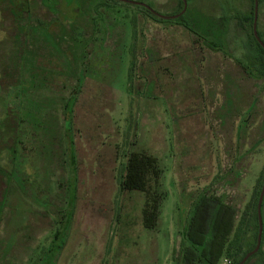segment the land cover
Masks as SVG:
<instances>
[{
	"label": "rangeland",
	"instance_id": "rangeland-1",
	"mask_svg": "<svg viewBox=\"0 0 264 264\" xmlns=\"http://www.w3.org/2000/svg\"><path fill=\"white\" fill-rule=\"evenodd\" d=\"M94 6L0 0V117L12 123L0 128V264H172L189 202L207 187L241 211L264 171V82L236 64L251 65L252 30L234 18L251 16V0H188L200 39L126 3L103 19ZM256 31L264 40V0ZM133 152L161 170L147 192L117 182ZM15 165L25 194L5 177ZM247 264H264V237Z\"/></svg>",
	"mask_w": 264,
	"mask_h": 264
},
{
	"label": "trees",
	"instance_id": "trees-1",
	"mask_svg": "<svg viewBox=\"0 0 264 264\" xmlns=\"http://www.w3.org/2000/svg\"><path fill=\"white\" fill-rule=\"evenodd\" d=\"M251 1L254 6V1ZM260 1L258 0V4H260ZM94 2L93 13L95 17H99L100 19L104 18V12L109 10L111 5L122 3L115 0H94ZM185 2H188V0H185ZM142 4L145 3L142 2ZM127 5L136 7L144 13L145 18L151 21L157 22L160 20L144 7ZM145 5L148 6V4ZM182 9L183 2L182 0H178V10L174 16L179 14ZM253 12L252 9L250 17L237 16L234 18L240 26L244 28L249 27L252 30ZM225 19L227 18L225 17ZM174 23L180 25L186 32L192 35L197 34L185 17V14L176 18ZM257 35L264 44V40L259 32H257ZM197 37L200 39L199 36ZM207 44L212 50L226 55L216 42L207 41ZM243 49L246 52V61L251 64L247 65L238 62L243 68L245 76L250 80L251 78L260 79L264 82V50L255 40L252 31L250 34H247ZM120 174L118 178L120 189L147 192L152 189L154 184L158 186L161 170L158 168L156 158L142 152H133L129 155L127 163L121 169ZM5 177L7 176L5 175ZM263 182L264 171L257 180L249 201L241 211L236 210L231 205L223 202L219 197L211 194L210 189H207V187L201 190L189 202L188 216L184 220L182 231L179 235L181 240L177 252L173 251L172 253V264H218L222 258L228 259L230 264H239L244 256L254 249L256 244L258 231L256 205ZM157 199L155 195L150 205L152 211L149 216H146L149 228H152L154 224ZM262 216L263 204L261 205V218L263 219ZM263 237L264 228L262 221ZM259 252L260 248L244 264L249 263Z\"/></svg>",
	"mask_w": 264,
	"mask_h": 264
},
{
	"label": "water",
	"instance_id": "water-1",
	"mask_svg": "<svg viewBox=\"0 0 264 264\" xmlns=\"http://www.w3.org/2000/svg\"><path fill=\"white\" fill-rule=\"evenodd\" d=\"M115 1L126 3V4H130V5L144 7L149 12H151L153 15H155L158 18H161V19H176V18L182 16L184 14V12H185V9H186V2H185V0H182L183 9H182V11L179 14H177L175 16H171V17H164V16H161V15L155 13L147 5L142 4V3H138V2H134V1H130V0H115ZM253 1H254V6H253V11L254 12H253L252 33H253V36H254L255 40L257 41V43L264 50V44L258 38L257 31H256L258 0H253ZM263 197H264V182H263V184L261 186L260 193H259L258 200H257V205H256V214H257V220H258V231H257V237H256V244H255L254 249L252 251H250L249 253H247L244 256V258L239 262V264H244L252 255L257 253L259 248H260L261 237H262L261 205H262Z\"/></svg>",
	"mask_w": 264,
	"mask_h": 264
},
{
	"label": "flooded vegetation",
	"instance_id": "flooded-vegetation-1",
	"mask_svg": "<svg viewBox=\"0 0 264 264\" xmlns=\"http://www.w3.org/2000/svg\"><path fill=\"white\" fill-rule=\"evenodd\" d=\"M151 13V12H150ZM152 14V13H151ZM155 16V15H154ZM157 17V16H156ZM158 18V17H157ZM159 19H161V18H159ZM172 20H175V19H172ZM253 34V33H252ZM206 45V44H205ZM218 45V44H217ZM207 46V52H215L214 50H212L211 48H209L208 46L209 45H206ZM219 48H220V46H219ZM220 53H222V52H220ZM223 54V53H222ZM239 62V61H238ZM238 62H236V64L239 66V63ZM243 69V68H242ZM255 101L256 100H254V102H253V104L255 105ZM253 109V108H252ZM8 110H6V113H4L3 115H2V117H0V128H1V126H3V127H7L8 125H9V128L7 127V133L10 131V129H11V127H12V123H10V119L8 118L9 116H8ZM255 116H256V114H253V122H254V126H255V121H256V119H255ZM262 124H264V123H261V129H263L262 128ZM260 133V132H259ZM263 133H264V131H262V133H261V136H263V138H264V135H263ZM255 135H257V133L255 132ZM10 142V141H9ZM14 142H15V144L13 143L11 146H17V142L15 141V139H14ZM256 144H259L258 143V140H256V139H254V141L251 143V145H250V151L253 149V147L256 145ZM238 154V150H236L235 151V155H237ZM16 161V160H15ZM16 163H17V161H16ZM21 164V163H20ZM22 165V164H21ZM7 166H5V168H6ZM13 167H14V165H13ZM12 164L10 165V170H12ZM1 170V169H0ZM15 170L19 173H17L16 171H14V173H13V175H14V178L12 179V176H11V174H9L10 176H7L6 177V179H9V180H12L14 183H15V185L17 186V187H19L18 189L21 191V192H23L24 194L26 193V189L24 188V184H25V181H27V177L26 176H24V174L23 173H21V171H19V170H17V168H16V165H15ZM23 170V169H22ZM2 171V170H1ZM6 171V170H5ZM229 173L231 174V175H234L233 173V167L231 168H229ZM11 172V171H10ZM25 173V172H24ZM228 173V172H227ZM26 174V173H25ZM27 175V174H26ZM119 178V177H118ZM119 180V179H118ZM118 180H117V182H118ZM28 182H29V180H28ZM118 184H119V182H118ZM159 185V184H158ZM157 186V185H156ZM155 186V184H154V186L153 187H156ZM119 187H120V185H119Z\"/></svg>",
	"mask_w": 264,
	"mask_h": 264
},
{
	"label": "built area",
	"instance_id": "built-area-1",
	"mask_svg": "<svg viewBox=\"0 0 264 264\" xmlns=\"http://www.w3.org/2000/svg\"><path fill=\"white\" fill-rule=\"evenodd\" d=\"M221 264H230V261L228 259H223Z\"/></svg>",
	"mask_w": 264,
	"mask_h": 264
}]
</instances>
